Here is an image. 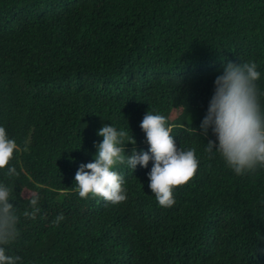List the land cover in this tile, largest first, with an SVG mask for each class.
<instances>
[{
  "label": "trees",
  "instance_id": "16d2710c",
  "mask_svg": "<svg viewBox=\"0 0 264 264\" xmlns=\"http://www.w3.org/2000/svg\"><path fill=\"white\" fill-rule=\"evenodd\" d=\"M228 61L255 62L264 89V0H0V126L22 149L18 178L0 170L20 213L6 254L18 264H264V170L237 176L209 158L218 140L200 127ZM148 111L183 124L176 144L200 161L175 205L151 193V160L115 169L125 202L80 198L75 174L94 162L98 130H127L137 143L126 153L147 151ZM33 193L40 211L25 218Z\"/></svg>",
  "mask_w": 264,
  "mask_h": 264
},
{
  "label": "clouds",
  "instance_id": "9594fccd",
  "mask_svg": "<svg viewBox=\"0 0 264 264\" xmlns=\"http://www.w3.org/2000/svg\"><path fill=\"white\" fill-rule=\"evenodd\" d=\"M260 77L255 62L228 61L223 74L215 80V93L200 126L205 134L212 127L218 140V145L212 140L207 142L205 152L209 158L214 152L218 153L237 176L254 175L264 170V89L258 82ZM140 127L146 134L149 148L140 152L133 148L131 154L126 153L125 145L137 143L132 133L129 138L127 130H117L111 124L98 130L103 140L97 145L94 162L82 163L75 174L80 198H99L113 205L125 202L128 198L125 178L115 169L120 165L132 170L137 165L147 168L151 160L153 165L148 172L151 193L160 207L167 209L175 205L176 189L189 184L198 172L200 161L195 149L178 147L172 131L184 125L171 124L158 112L148 111ZM21 150L6 128L0 126V170H4L5 176H20L12 161ZM23 150L26 151V147ZM13 193L14 186L0 182V264H18L21 260L19 255L6 254L7 247L21 236L20 213L12 202L15 200ZM39 200V195L33 193L32 210L23 212L25 218H36L40 211ZM64 219L61 213L54 223L58 225Z\"/></svg>",
  "mask_w": 264,
  "mask_h": 264
},
{
  "label": "rangeland",
  "instance_id": "374dc122",
  "mask_svg": "<svg viewBox=\"0 0 264 264\" xmlns=\"http://www.w3.org/2000/svg\"><path fill=\"white\" fill-rule=\"evenodd\" d=\"M29 195H30V192H28V191L24 192V196H29Z\"/></svg>",
  "mask_w": 264,
  "mask_h": 264
}]
</instances>
